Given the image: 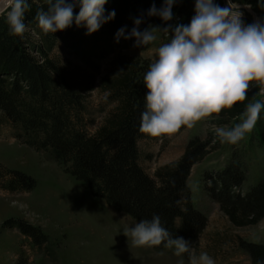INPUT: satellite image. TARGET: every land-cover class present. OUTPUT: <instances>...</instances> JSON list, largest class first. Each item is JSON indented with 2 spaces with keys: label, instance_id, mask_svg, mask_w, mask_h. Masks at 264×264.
Instances as JSON below:
<instances>
[{
  "label": "trees",
  "instance_id": "16d2710c",
  "mask_svg": "<svg viewBox=\"0 0 264 264\" xmlns=\"http://www.w3.org/2000/svg\"><path fill=\"white\" fill-rule=\"evenodd\" d=\"M191 2L194 4L195 0ZM234 2L251 5L259 17H264V8L258 7L257 0ZM27 3L24 19L27 30L22 36L11 35L5 17L0 16V112L11 123L14 137L35 151L48 154L82 189L111 208L137 220L158 214L170 234L194 244L207 220L191 200L186 179L191 166L204 155L203 144L197 138L189 140L176 161L158 166L152 176L138 163L137 142L150 138L139 131V123L147 91L143 76L152 62L122 53L111 59L98 79L97 88L114 106L89 133L83 121L85 90L65 67L49 56L57 38H83L78 35L79 27L72 25L45 34L35 17L38 9L46 10L48 5L45 0ZM153 3L159 8L163 0H106L105 15L115 10L114 18L105 23L108 31L115 34L126 25L127 32L137 16L144 17L141 30L158 23L161 21L158 17L144 15ZM78 11V7L74 8V15ZM193 14L194 7L174 24L180 20L188 24ZM166 23L169 21L163 22V26ZM263 97L260 83L251 81L245 100L215 115L224 120L237 119L245 115L247 104ZM261 113L264 114V109ZM239 159L233 157L213 174L204 172L202 180L206 194L218 204L229 223L246 227L264 218V179L248 183L247 171ZM35 186L36 181L30 175L0 163V189L29 192ZM4 226L29 237L53 262L57 261L47 235L39 227L14 218L6 219ZM238 244L248 254L250 264L264 260V242L239 238ZM150 248L156 252L172 251L163 245Z\"/></svg>",
  "mask_w": 264,
  "mask_h": 264
},
{
  "label": "rangeland",
  "instance_id": "374dc122",
  "mask_svg": "<svg viewBox=\"0 0 264 264\" xmlns=\"http://www.w3.org/2000/svg\"><path fill=\"white\" fill-rule=\"evenodd\" d=\"M192 7L191 0H176L172 7L173 19L169 23L174 24L178 17L182 19ZM152 26L164 27L161 21ZM77 32L83 38H57L49 56L65 67L85 90L83 121L85 129L92 133L114 106L97 88L98 79L108 69L111 59L122 53L153 62L156 49L168 42L170 35L158 33L151 44L133 47L131 38L115 43L114 34L105 24L90 35H85L82 26ZM244 118L245 115L224 120L211 114L191 129L182 126L170 136L144 138L137 142L138 163L150 176L158 166L176 161L189 140L197 138L203 144L204 155L191 166L186 183L191 200L204 213L207 223L191 247L196 254L207 252L215 264H250L238 239L264 242V218L255 225L232 226L219 211L218 204L206 194L202 180L204 172L215 173L233 157L243 161L248 183L264 179L263 113L252 131L234 145L221 143L216 135V128L230 129ZM0 163L23 171L36 181V186L29 192L0 189V264H180L181 259L183 264H188L187 254L177 257L173 251L156 252L150 247L133 246L123 232L139 220L111 208L82 189L79 182L48 154L22 144L14 137L11 123L1 112ZM58 182L63 187L55 191ZM9 218L39 227L47 235L57 261L53 262L29 237L4 226V221Z\"/></svg>",
  "mask_w": 264,
  "mask_h": 264
},
{
  "label": "clouds",
  "instance_id": "9594fccd",
  "mask_svg": "<svg viewBox=\"0 0 264 264\" xmlns=\"http://www.w3.org/2000/svg\"><path fill=\"white\" fill-rule=\"evenodd\" d=\"M175 2L163 0L159 8L153 3L144 15L171 21ZM45 3L47 9H38L35 17L45 34L75 25L82 26L85 35H90L115 16L114 9L105 15L106 0H45ZM257 5L264 8L261 0H257ZM77 7L79 11L74 15ZM27 8V0H0V16L5 17L11 35H23ZM239 9L234 0H226L223 7L214 0H195L188 24L149 25L141 30L144 17L137 16L127 32L126 25L117 29L114 42L131 38L133 47L151 44L158 33L170 35L169 41L156 49V56L143 76L147 91L144 111L140 113L141 133L163 138L182 126L191 129L202 118L245 100L251 81L264 82V17L245 23ZM262 109L264 100H256L246 105L245 118L240 123L230 129L216 128L220 142L234 145L241 141L256 125ZM123 234L135 247L163 245L177 257L187 254L188 264H215L207 252L196 254L190 241L170 234L158 214L139 220L125 228ZM256 264H264V260L258 259Z\"/></svg>",
  "mask_w": 264,
  "mask_h": 264
},
{
  "label": "built area",
  "instance_id": "2783aa9c",
  "mask_svg": "<svg viewBox=\"0 0 264 264\" xmlns=\"http://www.w3.org/2000/svg\"><path fill=\"white\" fill-rule=\"evenodd\" d=\"M215 3L219 4L221 7L226 6V0H214ZM240 5V11L242 12V19L245 23H247V19L253 20L259 19L260 17L256 14L251 8H248L247 5ZM260 83V93L264 92V82L256 81ZM264 100V97L262 98Z\"/></svg>",
  "mask_w": 264,
  "mask_h": 264
},
{
  "label": "bare ground",
  "instance_id": "6f19581e",
  "mask_svg": "<svg viewBox=\"0 0 264 264\" xmlns=\"http://www.w3.org/2000/svg\"><path fill=\"white\" fill-rule=\"evenodd\" d=\"M56 185V187H54V190L56 191L58 188H60L61 189V187H63V184L61 183V182H58V184H55ZM59 185V186H58ZM59 189V190H60ZM63 189V188H62ZM58 190V191H59ZM67 196V195H66ZM65 199V198H64ZM66 200V199H65Z\"/></svg>",
  "mask_w": 264,
  "mask_h": 264
}]
</instances>
